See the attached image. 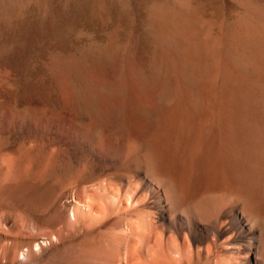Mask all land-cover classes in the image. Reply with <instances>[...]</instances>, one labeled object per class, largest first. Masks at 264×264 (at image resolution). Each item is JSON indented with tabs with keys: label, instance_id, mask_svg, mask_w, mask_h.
Segmentation results:
<instances>
[{
	"label": "bare ground",
	"instance_id": "obj_1",
	"mask_svg": "<svg viewBox=\"0 0 264 264\" xmlns=\"http://www.w3.org/2000/svg\"><path fill=\"white\" fill-rule=\"evenodd\" d=\"M186 1H158L149 9L145 27L154 43L153 76L160 84L156 89L154 79H146L149 84L142 87L155 90L140 94L137 106L130 100L132 114L120 101L115 136L101 138L81 124L51 125L72 153L88 160L89 176H101L93 194L101 189L100 196L104 192L108 199L76 204L72 216L76 221L94 211L119 225L117 239L125 246L126 264H264V0H235L238 7L229 17L219 23L211 19L218 23L219 35L209 32L203 10L193 15L198 7L194 10ZM102 42L93 43L86 54L105 58L112 53V43ZM194 49L196 57H191ZM141 68L133 73L140 82L146 73ZM121 71L124 81L128 76ZM86 72L76 74L80 80H74L73 94L95 111V90L113 93L122 87L117 81L88 78ZM110 113L107 124L116 114Z\"/></svg>",
	"mask_w": 264,
	"mask_h": 264
},
{
	"label": "rangeland",
	"instance_id": "obj_2",
	"mask_svg": "<svg viewBox=\"0 0 264 264\" xmlns=\"http://www.w3.org/2000/svg\"><path fill=\"white\" fill-rule=\"evenodd\" d=\"M158 1L164 0H0V237L6 238L0 242V264H126L125 246L117 239L119 225L94 211L76 221L72 216L76 204H102L108 203V199L104 192L100 196L101 189H97L98 196L93 194L101 176H89L88 160L72 153L66 140L51 125L62 123V128H67L81 124L86 131L100 132L101 138L115 136L117 114L123 104L132 114L130 100L137 106L142 95L159 87L160 82L157 83L158 78L155 80L152 72L154 43L148 37V26L145 27L149 9ZM236 1L187 0L185 4L194 10L198 7L197 12L192 11L193 15L200 16L203 10L201 14L205 17H201L211 23L209 32L219 35L218 23L236 10ZM211 19L218 21L217 25ZM213 28L215 32L210 31ZM108 38L116 40L113 43ZM97 42H118L116 51L124 47L118 54L114 45L109 44L112 48L109 55L114 52L116 57L112 58L117 59L109 60L110 56L104 55L109 61L103 62V54L91 51L86 54ZM194 52L195 49L191 57H196ZM85 54L94 65L83 59ZM91 54L92 57L96 54L93 59ZM69 59L78 62L76 68L68 65ZM77 59L92 64L93 68L89 65V69L86 63L82 67L83 63ZM192 61L196 66V58ZM139 67L145 68L142 71L147 73L143 75L145 81L136 78L139 74L133 75ZM75 70L87 71L85 75L98 78L97 81L109 80L113 84L117 81L122 89L116 93L95 90L97 111L86 108L76 101L79 98L73 82L80 80L76 75L80 71ZM121 70L125 71L124 77L128 76L126 81L120 80L124 75ZM149 71L151 78L147 77ZM146 79H154L151 83L155 88L147 85L150 80ZM145 82L151 87L149 90L142 87ZM117 92H121L120 97ZM109 94L116 97H108ZM110 103L116 108H108ZM103 110L111 115L110 112H116L109 121L112 124H107L108 116ZM42 240L46 243L42 244ZM27 248L30 253L26 257ZM146 258L143 255L142 259Z\"/></svg>",
	"mask_w": 264,
	"mask_h": 264
}]
</instances>
